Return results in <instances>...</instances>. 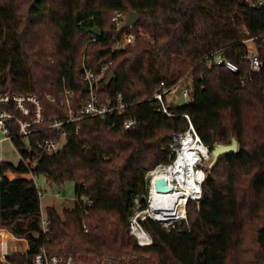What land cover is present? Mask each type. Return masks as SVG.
I'll use <instances>...</instances> for the list:
<instances>
[{
	"label": "trees",
	"instance_id": "obj_1",
	"mask_svg": "<svg viewBox=\"0 0 264 264\" xmlns=\"http://www.w3.org/2000/svg\"><path fill=\"white\" fill-rule=\"evenodd\" d=\"M115 12H135L136 24L117 28L111 22ZM125 34L134 36L133 44L114 50ZM217 54L237 71L208 66ZM252 55L261 64L258 71L251 67ZM103 65L108 70L98 81L99 104L120 95L124 108L104 119L73 122L63 147L51 156L32 153L37 177L49 185L74 183L71 206L61 214L46 209V232L33 181L4 176L28 169L22 163L0 166V230L27 244L7 263L30 264L44 248L76 264L123 257L136 264H264V3L0 0V93L43 100L67 88L75 93L76 111L87 98L82 66L98 74ZM186 81L185 103L164 99L168 114L162 113L152 100L159 84ZM65 112L44 102L46 119L63 121ZM128 120L136 124L126 131ZM190 126L209 152L234 138L237 153L206 170L201 198L186 203L187 222L166 230L138 219L152 240L141 247L128 226L148 208L145 175L171 164V137ZM58 137L45 130L27 141ZM25 144L14 140L24 156Z\"/></svg>",
	"mask_w": 264,
	"mask_h": 264
},
{
	"label": "built area",
	"instance_id": "obj_2",
	"mask_svg": "<svg viewBox=\"0 0 264 264\" xmlns=\"http://www.w3.org/2000/svg\"><path fill=\"white\" fill-rule=\"evenodd\" d=\"M262 4L264 2H258ZM126 17L120 13L115 12L111 18V22L114 24L118 23H125ZM123 20V21H122ZM134 36L131 34H125L122 37V40L116 44L114 50L116 49H123L126 45L133 44ZM213 58L209 60L208 66L213 65H224L226 69L235 73L237 68L226 62L221 55L217 54L212 56ZM248 59L251 62V67L253 70L258 71L261 67L260 62L255 56H250ZM108 67L106 65L101 66L99 69V73L96 74L92 69H87L82 66V80L86 85L87 88V98L84 104L81 106L80 109L74 111L71 108L72 101L74 100L75 93L72 90L64 88L62 92L58 93L56 96L46 94L42 99H39L35 95L32 94H2L0 93V166L6 162L3 161L1 157V144L8 143L10 144L13 152H17L19 154V163H22L24 167H26L27 172L22 174H16L11 171H7L4 173V176L9 181L14 180V178H26L33 181L35 185V179L38 178L33 173V168L36 166V159L33 158L32 153L34 150H37L41 153V155L51 156L58 152L64 143V136L66 135V127L72 124L73 122L82 121L85 119L91 118H100L104 119L107 114H112L114 111L121 110L124 108V105L121 102V97L118 95L117 99L114 102L109 103V105H101L99 104V99L97 95L98 91V81L102 78V76L106 73ZM181 97L187 100L188 92L185 87L179 88L178 85H173L171 87H166L164 83H160L158 89L156 90L155 94L152 97V100H155L159 104V110L164 113L168 114L167 107L165 104L166 96L170 93H177ZM44 102L49 105H57L59 104L60 107L65 109V119L63 121L57 120L56 117L53 118H45L44 114ZM136 124L135 120H128L125 121L122 125L123 129L128 131ZM52 131L59 134L57 139H35L33 142L28 143V139L39 133L40 131ZM183 134L191 135V140L195 143H198L200 146L204 147L201 141L199 140L198 136L195 134L192 126L189 127V130ZM181 135H172L171 137V144L169 145L171 151H174V159L177 156L176 149L174 148L175 140L182 136ZM17 138H22L26 141L24 150L26 156H24L14 145V140ZM173 149V150H172ZM204 149L207 150L206 147ZM209 155V151L207 150ZM171 162V164L174 162ZM207 160V159H206ZM201 163V160H194V170L200 172L202 174V180L199 182V194L197 197L194 198H187V201H198L201 198V183L203 182L205 176L201 169H198V165ZM170 164V165H171ZM169 165V166H170ZM154 173V172H153ZM149 180V189H148V208L147 210L137 213L136 215L139 216L135 217L130 221V235H132L137 243L140 246H148L151 243L150 237L144 232L140 222L137 220L140 219L141 215H146L147 219L153 221L161 225L163 228L167 230H174L176 229V224L185 220V217L181 216L177 219L170 220V221H162L157 222L155 221L150 215L149 210L151 209L152 204V197H151V185H152V175ZM38 189V186L35 185ZM39 197L42 196L40 190ZM185 202V204H186ZM185 208V205H184ZM185 214V213H184ZM144 219V217H143ZM42 226L44 227L43 231H47V222L44 220L42 221ZM141 235L145 237L144 240L141 239ZM1 237V236H0ZM20 240V239H17ZM27 248V244H26ZM10 254L7 251V244L4 239H0V261L3 264L7 263V258ZM30 264H76L75 259L73 257H63L59 255H53L48 253L44 248H41L39 252L32 258Z\"/></svg>",
	"mask_w": 264,
	"mask_h": 264
},
{
	"label": "bare ground",
	"instance_id": "obj_3",
	"mask_svg": "<svg viewBox=\"0 0 264 264\" xmlns=\"http://www.w3.org/2000/svg\"><path fill=\"white\" fill-rule=\"evenodd\" d=\"M191 135L183 134L175 140L177 157L167 167L152 175V204L149 215L157 222L177 219L184 214L187 198L197 197L202 174L194 170V160H208L204 147L192 141ZM178 146V148H177ZM141 239L145 237L141 235Z\"/></svg>",
	"mask_w": 264,
	"mask_h": 264
},
{
	"label": "rangeland",
	"instance_id": "obj_4",
	"mask_svg": "<svg viewBox=\"0 0 264 264\" xmlns=\"http://www.w3.org/2000/svg\"><path fill=\"white\" fill-rule=\"evenodd\" d=\"M257 1L258 2H264V0H257ZM128 14L129 13H125L124 16L127 17ZM121 24L122 23H118V24H115V25H116L117 28H119ZM245 45H246V47L248 48L249 51L255 53L254 50H253V45H252L251 41H247L245 43ZM187 82L188 81L183 82V83H179L178 87L179 86H180L179 88L185 87ZM166 100L168 102H174L177 105H181V104L185 103V99L183 97H181L180 95H176L175 93H170L169 95H167L166 96ZM65 136H64V138H65ZM63 145H64V143H63ZM174 148L176 149V147H174ZM177 148H178V146H177ZM1 154H2L1 157H2L4 162L10 163V164L15 165V166L19 163V154L17 152H13L10 144H8V143L1 144ZM172 154H173V159H174V154H175L174 151L172 152ZM174 161H175V159H174ZM206 161L207 160H203L198 165V169L202 170L204 176L206 175V170L207 169L209 170V168H208V166L206 164ZM167 166H169V165H160V166L155 167V169L153 171H150V172L146 173L145 179H146V181L148 180V189H149V180H150V177H151L150 174L153 173V172L155 173L160 168L167 167ZM35 185L38 186V189L40 190V192L42 194V196L40 197V210H41V217H42L43 221L46 218V209L47 208L52 207L59 214H61L63 206H71L72 202L74 201V183H72V182H65L64 184L59 185V186L58 185H54V184L49 185V184H47L44 181V179L42 177H38V178L35 179ZM147 200H148V196H147ZM185 206H186V204H185ZM190 210H192V209H190ZM184 213L185 214H183V216L185 217V220H183V221L187 222V214H186L185 208H184ZM134 217H135V215L130 219V221ZM137 217H139V216H137ZM143 217H144V219H143ZM145 219H147L146 215H141L140 216V220H145ZM137 220H138V218H137ZM130 221H129V223H130ZM42 228L44 229L43 226H42ZM128 228H129V231H130V226H128ZM164 229H166V228H164ZM144 232H145V230H144ZM129 235H130V232H129ZM130 236H132V235H130ZM0 239H1V237H0ZM3 239H4V241L7 244V251H8V253L10 255L23 254L25 252L26 243H25L24 240L23 241L22 240H17L16 238H14V239H12V238H3ZM150 240H151V238H150ZM151 242H152V240H151ZM96 264H136V263H135L133 258L123 257L122 259L103 258Z\"/></svg>",
	"mask_w": 264,
	"mask_h": 264
},
{
	"label": "water",
	"instance_id": "obj_5",
	"mask_svg": "<svg viewBox=\"0 0 264 264\" xmlns=\"http://www.w3.org/2000/svg\"><path fill=\"white\" fill-rule=\"evenodd\" d=\"M136 21H137V14L135 12H130L128 14V16L126 17L124 27L125 28H131L136 24ZM91 34L94 36H97L98 29L94 28L91 31ZM111 77L112 76L110 75V78ZM178 94H179V91H177L176 95H178ZM237 148H238V144L234 138L231 139L229 145H222V144L215 145V147L212 149V151L209 152V157H208V160L206 161L208 168L211 169L213 166H215L216 163L221 158L236 154Z\"/></svg>",
	"mask_w": 264,
	"mask_h": 264
},
{
	"label": "crops",
	"instance_id": "obj_6",
	"mask_svg": "<svg viewBox=\"0 0 264 264\" xmlns=\"http://www.w3.org/2000/svg\"><path fill=\"white\" fill-rule=\"evenodd\" d=\"M0 236H1V238L3 239V238H12V239H14L13 238V236L11 235V234H9L7 231H5V230H0ZM23 241V240H22ZM26 243V242H25ZM25 250H26V245H25Z\"/></svg>",
	"mask_w": 264,
	"mask_h": 264
}]
</instances>
